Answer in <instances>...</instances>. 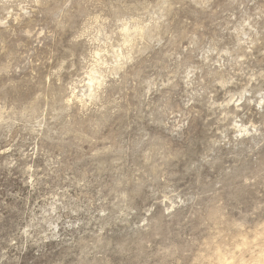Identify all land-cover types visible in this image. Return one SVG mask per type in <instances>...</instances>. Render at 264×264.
Masks as SVG:
<instances>
[{
    "label": "rangeland",
    "instance_id": "rangeland-1",
    "mask_svg": "<svg viewBox=\"0 0 264 264\" xmlns=\"http://www.w3.org/2000/svg\"><path fill=\"white\" fill-rule=\"evenodd\" d=\"M0 264H264V0H0Z\"/></svg>",
    "mask_w": 264,
    "mask_h": 264
},
{
    "label": "bare ground",
    "instance_id": "bare-ground-1",
    "mask_svg": "<svg viewBox=\"0 0 264 264\" xmlns=\"http://www.w3.org/2000/svg\"><path fill=\"white\" fill-rule=\"evenodd\" d=\"M93 77H94V76H93ZM90 81H91V82H94V78H91Z\"/></svg>",
    "mask_w": 264,
    "mask_h": 264
}]
</instances>
